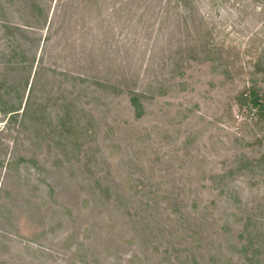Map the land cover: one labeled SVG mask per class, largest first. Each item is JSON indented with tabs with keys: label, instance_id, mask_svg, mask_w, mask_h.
<instances>
[{
	"label": "rangeland",
	"instance_id": "rangeland-1",
	"mask_svg": "<svg viewBox=\"0 0 264 264\" xmlns=\"http://www.w3.org/2000/svg\"><path fill=\"white\" fill-rule=\"evenodd\" d=\"M253 87L264 0H0V264H256Z\"/></svg>",
	"mask_w": 264,
	"mask_h": 264
},
{
	"label": "trees",
	"instance_id": "trees-1",
	"mask_svg": "<svg viewBox=\"0 0 264 264\" xmlns=\"http://www.w3.org/2000/svg\"><path fill=\"white\" fill-rule=\"evenodd\" d=\"M40 8L43 9L41 5ZM239 102L241 105H244L251 110L255 109L261 117H264V92H261L255 87L250 88L249 90H246L240 94ZM132 103L134 105L136 115L138 117L142 116L145 110L140 99L137 96H133ZM229 175H225L223 177L226 179ZM246 236H248L250 239L248 242L249 246L255 250L252 256L256 259V264H262L261 259L263 258L264 254L262 251L263 243L258 240L260 232H254L252 231V228H247ZM193 261L195 264H199V261L195 256H193Z\"/></svg>",
	"mask_w": 264,
	"mask_h": 264
}]
</instances>
